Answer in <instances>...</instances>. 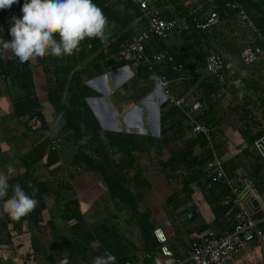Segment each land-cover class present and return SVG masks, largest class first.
<instances>
[{
    "label": "trees",
    "instance_id": "obj_1",
    "mask_svg": "<svg viewBox=\"0 0 264 264\" xmlns=\"http://www.w3.org/2000/svg\"><path fill=\"white\" fill-rule=\"evenodd\" d=\"M226 1H198L200 10L205 11L211 7L210 9L215 10L219 16L217 24L201 30L195 27L191 20L192 16L198 18L201 11L188 9L190 6H196L195 4L188 6L183 4L182 0H153L151 7L159 11L158 16L165 20L174 19L176 25L166 38L151 35L144 43L143 52L164 51L172 59L169 63L166 59L153 62L152 68L149 69L142 62H137L133 55L122 60L113 57L121 44L135 37L144 28L137 6L128 0H93L108 20L105 29L107 39L102 41L98 38H85L84 40L89 41L90 48H81L76 56L72 54L59 60L53 55H48L51 62L44 60L47 101L58 120H62L61 144L58 149H50V139L44 135L35 142L30 152L22 157L24 171L8 180L9 197L12 195L11 186L20 184L37 204L34 210L20 219H15L2 210L0 230L6 231L7 239L0 235V244L11 239V231L23 234L29 232L28 228H38L46 224L50 239L45 241V247H49L52 254L45 258L51 264L56 263V257H66L72 264H91L93 257L105 252L115 255V264H121L125 260H132L138 249L155 253L158 244L152 230L156 223L151 219L150 210L141 211L138 207L151 187V179L146 175L149 173L151 162L155 163V170L171 184L170 193L164 197L167 205H164V208L168 210V215L171 214L169 220L174 234L177 233L174 223L183 218L185 234L191 237L207 230L222 233L232 229L233 211L229 204H221L228 194V188L219 182H209V177L203 170L204 164L211 157L210 146L221 159L229 175H233L236 169L240 168L257 187L264 180V167L252 149V141L259 134L249 135L244 139L245 145L238 153L224 157L225 140L219 136V126L224 119L215 115L216 106L220 105L224 96L217 93L220 88L219 81L204 72L207 54L219 55L223 60L224 69L228 56L243 46L240 41L249 32V25L240 19L236 9L225 6ZM238 1L252 26L263 38L262 41L256 39L248 44L263 46L264 0ZM23 3L24 0H18V3H14L10 8H0V39H11L9 28L13 22L12 17L19 18L22 15L20 9ZM253 32L255 35V31ZM56 38L59 39L58 36ZM103 43L107 49L106 54L102 52ZM87 56L90 57L89 62L83 63L82 60ZM132 61L135 63L132 67L133 76L121 85L127 101L135 102L150 91L153 86L150 79L153 74L151 70H154L156 74H163L169 79V94L175 99L184 97L187 103L183 109L168 99L162 100L158 106L156 136L126 132L124 129H103L85 102L86 97L99 95L85 82L95 71L103 72ZM0 74L10 80V85L24 89L16 94L15 99L24 98L15 101V106L23 104V108L27 106L25 111L32 110L35 107L32 97L23 94H31L34 88L32 71L28 64L14 59H1L0 56ZM19 88L16 90L21 91ZM194 100L200 102L197 109L190 108ZM24 101H27V105ZM189 117L209 128L212 136L210 146L203 134L192 132ZM163 155L167 156L163 158ZM39 160L45 165V178L34 176L29 170L30 165ZM82 173L88 176L96 174L102 189L108 194L112 207L107 211L104 221L93 225L85 222L82 204L74 189L75 179ZM207 183L210 185L207 186ZM196 189L213 214L209 222H195V206L186 205ZM180 193L184 195L183 199L179 198ZM43 196L53 198L59 222L53 221L51 217L43 219L42 211L46 208ZM7 199L8 197L0 201L2 209ZM121 220L128 227H136L137 242L131 241L118 227ZM172 240L170 245L167 237V244L173 250L174 257H177V248L185 247V243L181 240L178 242L174 237Z\"/></svg>",
    "mask_w": 264,
    "mask_h": 264
},
{
    "label": "crops",
    "instance_id": "obj_2",
    "mask_svg": "<svg viewBox=\"0 0 264 264\" xmlns=\"http://www.w3.org/2000/svg\"><path fill=\"white\" fill-rule=\"evenodd\" d=\"M198 1L200 0H182L183 4H188V6L191 4H195L196 6H190L188 9L190 11H201V15L199 17H203L211 7L205 11L200 10V2ZM195 7L198 8L196 9ZM247 27L249 28V32H247L245 38L240 41L241 43H243V45H246L248 44V42H251L253 40L255 41L256 39L260 41L263 40L261 34L257 30V34L254 35L253 30L249 26ZM145 42H147V40ZM241 47L242 45L239 47V49ZM239 49L235 51L233 55L228 56L225 67L220 77L214 76L217 81H219L218 87L220 88H218L217 93L219 92L222 97L224 96L223 100H221L220 105L216 106L215 109V115L220 116L222 119H224L219 126L221 130L219 136L222 140H225L226 148H229L231 146L229 138L230 140L231 138L236 139V143L234 145L235 150H233L235 152L232 151L229 153L232 155L238 153V151L243 147V145H245L244 139H246L249 135H257L260 134V132L264 131V55L257 58L250 65L244 66L239 61ZM78 51H74L73 54L75 55ZM148 52L154 53L152 51ZM0 56L1 59H14L19 62L18 58H16L10 50H4L2 47L0 48ZM68 56L70 55L53 57L60 60L61 58H68ZM49 58L50 57L47 55L44 57H36L30 60L29 62H26L28 64V67L32 71V80L34 88L31 94H23H27L29 97H32L34 102L33 105H35L32 110L29 109L28 111H25L27 110V106L23 108V104L15 106V101H19L24 98L21 97L19 99H15L16 94L21 93L22 91H24V89L22 90V88L20 89L19 87L10 85V80L8 78H4V76L0 74V174H6L7 167L9 165H12L16 169V174L11 176L9 180L23 173L24 166L21 163L22 157L30 152L32 146L35 144V142L39 141L42 136L45 135L49 139L51 138L52 133L61 136L60 126L62 120H58L56 113L53 111L52 107L47 101V88L45 82V76L47 73L43 70V63L45 62L44 60H46V62L49 61ZM89 60L90 57L87 56L82 60V62L88 63ZM79 64L81 63H78V65ZM134 65L135 63L132 61L131 63H125L114 68H108L106 71L103 72L95 71V74L85 81L89 87L98 92V97L100 96L101 100H95L93 98L97 96L86 97L85 102L87 103V105L89 106L95 118L98 120L100 126H102L103 129H119L117 125L111 127V124L107 123L108 125H105V123L103 122L105 117H107L109 122H113L114 119L116 120V113H118L120 117L127 116L129 120L134 119V121H136L139 126L142 127L144 123L142 119L140 122L139 118V114L143 111L142 109L148 110V119H150V116L154 117V115H156V119L155 121L153 120V122H155V124H158V106L162 102V100H164L163 94H157L152 86L150 91L145 96L135 102L127 101L126 97L124 96L121 85L126 83L133 76L132 67ZM241 71H245L247 73V76L240 77ZM204 72L206 73L205 69ZM110 78H114L117 81V86L111 87V89L115 90L114 94H116V96L118 97L117 99L119 100L115 103V108H112V105L109 102L105 101L103 96L101 97V94L105 95L111 91L109 89L110 87H108V79ZM238 78L242 81L241 88H237L233 83V81ZM92 82H95L98 85H104V91H100L96 87H93V85L90 84ZM17 88H19L21 91L16 90ZM241 89L243 91L242 98L239 94ZM24 103H26L27 105V101H24ZM98 108L104 110V112L102 113H105V115H103ZM133 108L134 111H131V109ZM135 109H137L138 112H136L137 110ZM153 117H151V119ZM133 131L134 130H130V132ZM216 137H218L217 134ZM29 170L33 172L34 176H41L42 178H45L47 175V171L42 160L31 164ZM236 171L243 172L240 168H237ZM47 197L43 196V204L46 206V208L42 211L44 220L45 214H47L46 212L48 211L46 204ZM51 201H53L52 197ZM193 205L196 209L195 212L198 213H196L197 221H201V217H199L200 213L198 211V208L195 204ZM24 217L25 216H23L22 218ZM2 218L3 213L2 208L0 206V219ZM212 218H208L207 220H205V218L202 216V220L204 222H209ZM155 226H160L165 231V227L159 225L158 222L155 224ZM1 233L6 235V231L3 229L0 230V235ZM10 233L11 235H15V233L17 232L11 231ZM175 234L173 235V237H175ZM172 241L173 240L169 239L170 245H172ZM4 243H6V241H3L2 244ZM171 251L173 253L172 249ZM185 251L186 248L181 249V251H178L179 255L177 257H183L185 255ZM257 251H259L260 254ZM249 252L255 254L252 256L251 259L245 258V260H247L246 264H255L258 262L264 264V248H262V246H258L256 244H249ZM261 252H263V254Z\"/></svg>",
    "mask_w": 264,
    "mask_h": 264
},
{
    "label": "built area",
    "instance_id": "obj_3",
    "mask_svg": "<svg viewBox=\"0 0 264 264\" xmlns=\"http://www.w3.org/2000/svg\"><path fill=\"white\" fill-rule=\"evenodd\" d=\"M135 4L139 10V18L144 22V28L127 42L120 45V48L113 54L116 60L126 59L129 55H133L137 62H142L149 69L152 68L153 62L172 59L164 51L150 53L143 52L144 42L149 36L154 35L160 38H166L170 31L175 27L176 20H165L158 16V11L150 5L153 0H128ZM258 1V0H248ZM225 6L229 9H236L240 19L246 21L249 27L255 31L252 23L244 12L241 3L238 0H227ZM200 8V7H199ZM191 20L195 23V27L203 30L219 22L217 12L210 9L202 18L192 16ZM81 48H90L88 40L81 41L78 50ZM77 50V51H78ZM245 50H251V54L255 59L264 55V45L259 44L243 45L238 52L239 61L242 65L248 66L251 63H245L242 53ZM102 52L107 53L105 44L102 45ZM219 63V67L213 70L210 64ZM179 66H177L178 69ZM204 69L207 74L220 77L223 69V60L215 53H209L205 56ZM156 74L154 70H151ZM164 79L168 87L169 79L163 74H156ZM153 88L154 81L152 80ZM164 90V99H168L175 106L185 108L184 97L173 98ZM200 107L199 100H194L190 104L191 109ZM192 123L191 130L194 133L203 134L209 142H211V134L209 128L201 123L194 121L189 117ZM126 131V130H125ZM61 144V138L57 134L51 135L49 147L50 149H58ZM211 157L206 161L203 170L209 177V182H219L228 188V194L223 198L222 205H230L232 209V229L222 233H216L213 230L200 232L188 241V247L183 257H174L171 249L167 244V235L162 227L155 226L152 235L158 244L157 251L151 253L148 250L140 249L134 254L132 260H125L121 264H227V260L236 257L244 252L249 244H256L264 248V180L257 187L244 173L235 171L233 175H229L222 164L221 159L217 156L215 150L210 146ZM252 149L260 158L264 167V131H262L252 141ZM210 184L207 183V186ZM189 216V215H188Z\"/></svg>",
    "mask_w": 264,
    "mask_h": 264
},
{
    "label": "clouds",
    "instance_id": "obj_4",
    "mask_svg": "<svg viewBox=\"0 0 264 264\" xmlns=\"http://www.w3.org/2000/svg\"><path fill=\"white\" fill-rule=\"evenodd\" d=\"M14 3H18V0H0V8H10ZM20 11L22 15L19 18L12 17L13 22L9 28L11 39H0V47L10 50L20 63L47 55H72L85 38L107 39L105 29L108 20L93 0H24ZM242 55L245 63L255 59L251 50H245ZM210 67L216 70L219 63L214 62ZM246 76L245 71L240 72V77ZM150 79L154 81L155 92L163 94L167 87L164 79L156 74H152ZM233 83L241 88V79ZM239 94L242 98V89ZM15 174L16 169L12 165L7 167L6 174H0V200L8 197L3 212L20 219L34 210L37 201L27 195L20 184L11 186L12 195L9 197L8 180ZM115 262V255L105 252L93 257L91 264ZM62 264H69L66 257Z\"/></svg>",
    "mask_w": 264,
    "mask_h": 264
},
{
    "label": "rangeland",
    "instance_id": "obj_5",
    "mask_svg": "<svg viewBox=\"0 0 264 264\" xmlns=\"http://www.w3.org/2000/svg\"><path fill=\"white\" fill-rule=\"evenodd\" d=\"M116 82L117 81L114 78L108 79V85H109L108 87H110L109 89L111 91L105 95L101 94V97L103 96L105 101L109 102L112 105V108H115V103L119 101L117 99L118 97L116 96V94H114L115 90L111 89V87L117 86ZM90 84L93 85V87H96L98 90L104 91L103 90L104 85L103 86L102 84L98 85L95 82H92ZM93 98L95 100L97 99L101 100L100 96L93 97ZM191 99L192 97L189 98L188 101ZM142 110L145 111V112L142 111V113L139 114L140 122L142 119L144 123L142 127H140L139 124L136 121H134V119L129 120L127 116L120 117L118 113H116L115 115L116 120L118 121L114 119L113 122L111 121L109 122L107 117H105L104 121L103 120L102 121L105 123V125L111 124V127H114V125H117L119 129H124L128 132H130V130H134V132L136 133H149L151 135L156 136L158 132V126H157L158 124L157 123L155 124V122H153V120L155 121L156 119V115H154V117L150 116V119H148V110L146 109L147 112L144 109ZM99 111L101 113L104 112V110H101V109H99ZM131 111H134V108L131 109ZM136 112H138V110ZM102 114L105 115V113H102ZM151 117L153 118L151 119ZM111 129H115V128H111ZM229 141L231 143V146L229 148H226V145L225 147H223L224 157L232 156V154H229V153L235 150L234 145L236 143V139L231 138L230 140L229 138ZM166 156L167 155H163L162 157L165 158ZM151 163L152 164L148 167L149 173H146L147 177L151 179V187L146 191L138 207H139V210L141 211L146 210V209L150 210L151 219L155 222L157 221L159 225L164 226L167 237L172 240V237L174 234L172 232L173 230L171 228V222L169 220L171 217V214L168 215V212H167L168 210L164 208V205H166V202H164L165 201L164 197L166 194L170 193L171 184L167 183L166 180L163 178V175L158 173L155 170L154 168L155 163L154 162H151ZM74 189H75L79 202H81L82 204L85 222L88 225H93L94 223L98 221H104L105 219L104 217L106 216L107 211L109 209H112V207L110 206V203L108 201L109 200L108 194L102 189V185L101 183H99L96 174L93 173L88 176L85 173H82V174L77 175V178L74 184ZM178 196L180 199L184 198V195L182 193H180ZM46 204H47V208L49 209L46 212L47 214H45V220L51 217L53 221L59 222L58 215L55 213L57 209L53 205L51 201V197L46 198ZM192 204H195L197 206L198 211L200 213L199 217H201V220H202V216L205 218V220L213 217L210 207L205 202L201 193L197 189L192 193L191 200L186 202L187 206H190ZM184 221H185V218L180 219V220L178 219L174 223L177 227V233L175 234L174 238L178 242H180L181 240L185 243L184 245L185 247L177 248L179 249V251H181V249L186 248V244L188 243L191 237L185 234ZM195 222H197V219H195ZM118 227L124 231V234L131 241L137 242L138 232L135 226L131 225L130 227H128L121 220ZM27 231L29 232H26L23 234L18 233L15 235L14 234L11 235V239L7 240L6 243L0 245V264H51L50 261H48L45 258L48 254L49 255L52 254L50 252V248L45 247V241L50 239V235L47 234L46 224L43 226H39L38 228L36 227L28 228ZM1 236L7 239V237L2 233H1ZM59 246H62V245H59ZM37 251L38 253H36ZM261 253L263 254V252ZM254 254L255 253L252 254L251 252H249V245H248L242 254L234 257L233 259H228L227 264H244V263L246 264L247 260H245V258L251 259ZM56 260L57 261L54 264H62L64 259H61V258L58 259L56 257ZM72 263L73 262H69V264H72ZM75 263L77 264L78 262H75Z\"/></svg>",
    "mask_w": 264,
    "mask_h": 264
}]
</instances>
